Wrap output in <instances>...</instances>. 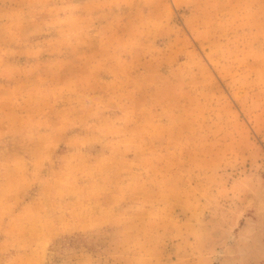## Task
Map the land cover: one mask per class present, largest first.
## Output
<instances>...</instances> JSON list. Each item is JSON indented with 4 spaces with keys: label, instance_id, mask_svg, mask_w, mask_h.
<instances>
[{
    "label": "rangeland",
    "instance_id": "1",
    "mask_svg": "<svg viewBox=\"0 0 264 264\" xmlns=\"http://www.w3.org/2000/svg\"><path fill=\"white\" fill-rule=\"evenodd\" d=\"M0 264H264V0H0Z\"/></svg>",
    "mask_w": 264,
    "mask_h": 264
}]
</instances>
